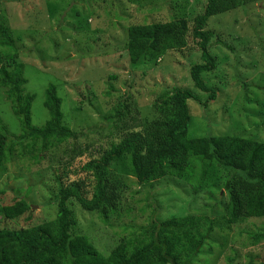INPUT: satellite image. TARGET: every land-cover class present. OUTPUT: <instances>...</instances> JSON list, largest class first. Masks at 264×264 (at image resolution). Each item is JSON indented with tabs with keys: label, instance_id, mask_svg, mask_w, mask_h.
<instances>
[{
	"label": "rangeland",
	"instance_id": "obj_1",
	"mask_svg": "<svg viewBox=\"0 0 264 264\" xmlns=\"http://www.w3.org/2000/svg\"><path fill=\"white\" fill-rule=\"evenodd\" d=\"M70 1L0 0V13L5 11L9 25L32 29L30 31H38V27L46 23L44 29L52 20L56 22L61 18L56 15L50 20L45 13L46 7L54 12L56 9L52 8V5L62 4L65 9L69 3H75L68 9V13L64 14V28L44 34L49 43H39L40 35H37L33 44L32 39L25 40L27 48L20 53L24 57H20V60L24 64V76L28 81L25 90L35 97L31 109L32 124L39 128L49 119L43 107L44 96L49 86H55L58 97L62 99L61 110L65 124L77 134L75 140H68L41 153L43 159L39 162L31 158L34 149L31 147V141H18L21 146H14L11 160L0 168V206L10 204L14 197L25 196L28 203H31V223L54 219L55 207L47 206L46 203L62 189L71 187L76 192V198L89 201L97 184L96 169L105 156L125 141L140 136L142 130L139 126L142 122L138 119L141 118L146 123L156 119L157 116L152 110L156 96L172 86L188 85V67L198 60L197 56L191 57L190 52L185 51L174 59L166 57L160 68L170 69L167 74L159 68H154V71L143 74L142 77V68L130 75L128 57L122 49V43L128 24L152 23L162 17L168 19L170 8L176 2L187 3L184 7L190 14H184L180 10L174 14L172 10L171 16L174 14L173 17L177 19H187L190 16V20L197 15L196 11L203 6L204 0H139V7L133 9L130 7L132 0H83L85 3L80 0ZM155 7L160 10L155 11ZM40 13L43 16L39 15ZM206 30L218 35L219 43L232 51L216 44L213 46V55H218L220 61L218 75L217 78L210 76L205 81L216 90L217 97L208 102L206 116L203 111L204 118L201 106L206 102L207 95L198 94L200 106L193 100L188 102L191 114L189 138L207 136L210 132L214 136H220L225 129L226 134L232 135H235V131L236 134L246 131V137L264 142V109H255L253 104L241 105L243 102L246 104L243 96L247 88L243 89L242 85H239L257 82L260 87H264V54L260 51L264 47V0L248 5L243 10L212 17ZM87 43H92L99 52L81 61L82 46ZM50 44L57 50L51 49ZM60 56L64 58L59 59ZM68 58L70 61L65 62ZM72 64H81L77 69L78 73L92 77L94 82L74 74V70L68 69L70 67L67 66ZM68 73L64 91H61L60 84L63 85L62 80ZM113 75H116L119 81L114 84L117 93H112L110 99L103 96L106 90L104 80L107 79L105 76ZM205 75L202 76L203 80ZM221 77L222 80L216 81ZM58 80H61V83ZM129 81L131 88L128 91L124 83ZM97 86L98 98H88L87 89L93 91V87ZM127 91L131 100L115 103L116 100L122 99ZM84 96L87 97L85 101ZM123 106L125 109H121ZM110 119L113 121L108 122ZM0 120L9 133L13 134L11 139L16 142L20 134L19 125L4 99L2 90ZM221 122L225 124L224 128L218 125ZM218 128L222 129L217 130ZM229 128H234L235 131ZM28 146L30 149H27ZM131 152L130 149L124 151L121 159H127ZM102 175V191L106 203L101 212H86L75 199L69 202L76 221L73 233L87 237L102 255H107L122 240L139 236L141 230L156 222L165 228L157 234V239L163 242L173 260L179 259L184 263L186 254L191 252L187 249L188 245L201 238L199 254L190 264H224L223 256L231 246L247 241V248L240 255L244 256L248 250L252 251L251 239L246 234L239 236L238 232L255 233L264 230V220L258 218L221 229L222 219L214 213L219 206H214L213 210L207 207L214 205L210 193L213 194L215 190L209 191L200 187L195 193L187 181L172 178L155 182L154 189L143 188L128 175L125 164L118 160L111 161L102 171ZM184 218H197L191 221H197L198 226L193 227H198V234L191 230L187 235L181 233L178 236L177 231L168 229L172 226L169 220ZM205 218L214 225L209 236L205 232L208 227L204 222ZM27 226L29 224L22 219L15 222L0 220V228L18 229ZM255 248L257 252L254 253H259L258 256L264 260V242H259Z\"/></svg>",
	"mask_w": 264,
	"mask_h": 264
},
{
	"label": "trees",
	"instance_id": "obj_2",
	"mask_svg": "<svg viewBox=\"0 0 264 264\" xmlns=\"http://www.w3.org/2000/svg\"><path fill=\"white\" fill-rule=\"evenodd\" d=\"M80 1L85 3L83 0ZM132 1L133 4H130L132 9L139 7L137 5L139 0ZM259 2L261 0H204L203 6L196 11L197 15L190 20V16L187 19L173 17L179 10L184 14L187 12L184 7L187 3L176 2L170 8L168 19L162 17L152 23L128 24L122 49L128 57L129 74H134L142 68L144 69L141 73L142 77H144L143 74L147 75L148 72L154 71L152 70L154 68H159L167 74L170 69L160 68L166 61V57L174 59L177 55L189 51L190 56H197L198 60L188 67V85L172 86L162 90L156 96L152 103V110L157 118L149 123L139 118L138 121L142 122L139 126L142 130L140 136L125 141L105 156L96 169L97 184L89 201L76 198V192L71 187L62 189L46 203L47 206L55 207L54 219L39 223H31L33 220L31 203H28L25 196L24 198L14 197L10 204L1 205V221L15 222L22 219L29 226L18 229L0 228V264H190L199 254V248L202 246L201 238L188 245L187 249L191 252L186 254L184 263L179 259L173 260L163 242L157 239V234L165 228L156 222H152L148 228L141 230L139 236L122 240L107 255L99 253L87 237L73 233L76 221L69 206L70 200H77L86 212H101L106 203L102 191L104 186L102 171L114 160L125 164L128 175L143 188L154 189L155 182L172 178L187 181L195 193L200 187H205L209 191L215 190L213 194L210 193L212 196L210 199L214 205L207 207L213 210L214 206H219L214 213L222 219L221 229L223 230L252 218L264 220V142L246 137V131L236 134L234 128L229 130L235 131V135L226 134L224 129L220 136H214L212 132L198 138L190 139L188 136L191 120L188 102L193 100L200 106L198 94L207 95L206 102L201 106L202 116L203 111L206 116L208 102L217 97L216 90L205 81L210 76L217 78L218 75L220 61L218 55H213L214 44L232 51L219 43L218 35L206 30L208 21L212 17L243 10L248 5ZM73 5L75 3L72 5L69 3L65 9L62 8V4L61 6L52 5V8L56 9L54 12L45 6L46 16L50 20L56 15H60L61 18L56 22L52 20L44 29L43 26L46 23L40 27L35 25L38 31L13 27L9 25L8 17L4 15L5 11L0 13V90L20 129L19 137L14 142L11 139L14 137L13 134L9 133L0 120V168L11 160L14 155V146H21L19 142L23 140L31 141L33 144L31 147L34 148L31 158L39 162L43 159L41 153L77 138V134L65 124L61 110L62 99L58 97L55 86H49L44 96L43 107L49 119L39 128L32 124L31 109L35 97L25 90L28 81L24 76V64L20 60V57L24 58L23 54L20 55L21 50L25 51L27 48L25 40L32 39L33 44L34 37L40 35L39 43H49L44 34L64 28L63 20L66 18L64 14H67L68 9H71ZM191 7L193 8L192 5ZM154 10L158 11L160 8L155 7ZM172 10L174 14L171 16ZM39 15L43 16L41 13ZM50 48L57 50L52 44ZM31 49L34 51L33 47ZM260 51L264 54V47ZM98 52L92 43H87L86 46H82L81 61ZM61 58L64 57L60 56L59 59ZM64 61L68 62L70 58ZM80 65L67 66L70 67L68 69L74 70V74H79L77 69ZM204 74L206 75L203 80ZM68 75L69 73L62 80L63 85L60 84L61 91H64L63 87L65 88L64 83ZM79 77L94 82L92 77H86L84 74H79ZM105 77H107L104 80L106 90L103 96L111 99L112 93H117L114 84L119 80L116 75ZM222 79L221 77L216 81ZM58 81L61 83V80ZM239 85H242L243 89L247 88L243 96L246 104L243 102L241 105L252 106L253 104V108L263 110L264 87H260L257 82ZM124 87L129 91L131 82L124 83ZM93 88V91L87 89L88 98H98L96 90L99 87ZM128 91L115 103L122 100L130 101L131 95ZM83 100H87V97L84 96ZM119 116L120 114L116 117ZM112 121L113 119L108 120V122ZM222 123L218 125L224 128L225 124ZM27 149L30 147L28 146ZM127 149L132 150L130 156L125 160L121 159V154ZM191 219L197 220V218L171 219L169 222L172 226L168 229L177 231L178 236L181 233L187 235L191 230L198 234V227H193L197 225V221H191ZM204 222L208 226L205 232L209 236L214 228L213 222L206 218ZM238 234L239 236L246 234L251 239L252 251L248 250L244 256L240 255L246 250L247 241L231 246L223 256L224 264H264V260L258 256L259 253H254L257 252L255 247L258 243L264 242V230L255 233L242 231Z\"/></svg>",
	"mask_w": 264,
	"mask_h": 264
}]
</instances>
